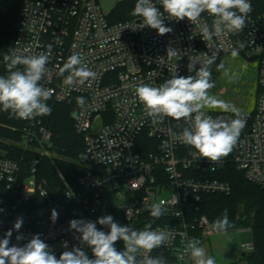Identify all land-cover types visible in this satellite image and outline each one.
<instances>
[{
  "label": "built area",
  "instance_id": "obj_1",
  "mask_svg": "<svg viewBox=\"0 0 264 264\" xmlns=\"http://www.w3.org/2000/svg\"><path fill=\"white\" fill-rule=\"evenodd\" d=\"M20 2L22 12L12 53L38 55L51 47L48 72L40 81L54 90L47 105L66 101L75 93L86 97L84 108L74 111L75 129L83 136L84 147L72 160L83 171L73 183L60 173L62 182L54 189L45 180L38 182L37 166L42 157L57 155L56 146L46 115L24 119L21 138L13 139L14 145L36 155L27 167L23 158L11 157L8 147L0 143V239L11 229L10 246H23L39 234L59 258L73 246L85 247L76 238L79 234L70 229L71 220L96 222L111 215L114 222L132 228L143 213L150 212L151 204L164 201L162 216L166 221L152 230H167L172 238L153 249L150 256L161 257L158 251L166 250L172 254L170 264H191V256L185 254L187 242L198 240L200 246L215 233L208 217L197 214L202 196L232 190L230 182L218 176L226 166L231 164L264 188V11L256 13L250 0L252 10L244 29L222 38L223 50L215 62L231 54L233 48L256 59L258 91L254 108L240 111L246 123L237 144L227 156L212 162L178 139L188 126L185 120L163 117L154 121L135 96V89L140 84L158 87L173 74L184 76L190 57L212 55L213 49L201 37L200 25H211L213 17L205 12L200 22L193 24L165 13L164 24L173 31L159 35L150 27H136L139 20L143 22L141 17L110 23L100 0ZM153 3L163 11L161 0ZM214 41L221 43L220 39ZM169 47L177 50L175 56L167 57ZM77 53L96 73L91 87L67 86L64 77L68 73L58 75L68 57ZM203 111L213 119L236 118L231 111ZM52 209L58 213L55 223L50 219ZM18 217L23 218V224L17 232L13 226ZM96 226L110 231L107 226ZM17 235L23 239L17 241ZM253 247V243L242 244L237 264H249L243 253Z\"/></svg>",
  "mask_w": 264,
  "mask_h": 264
},
{
  "label": "clouds",
  "instance_id": "obj_2",
  "mask_svg": "<svg viewBox=\"0 0 264 264\" xmlns=\"http://www.w3.org/2000/svg\"><path fill=\"white\" fill-rule=\"evenodd\" d=\"M161 3L163 11L156 7L153 0H136L131 15L139 16L143 21L136 27H150L157 30L159 35H165L173 31L164 24L165 13L171 19L180 21L187 18L197 24L201 15L206 12L213 20L211 25H200V34L208 47L213 49L212 55L189 58L188 71L195 70V76L173 74L171 79L158 87L140 84L135 89V96L144 104L147 115L154 121L163 117L177 121L185 120L188 126L183 128L178 139L196 149L201 157L218 162L233 150L246 120L234 105L209 95V90L215 86V82L211 80L210 69L219 52L223 50L222 38L244 29L252 5L250 0H161ZM214 38L220 39L221 43L216 44ZM103 46L102 43L101 47ZM176 54V49H167V57ZM231 55L238 56L239 50L233 48ZM50 57V46L47 52L38 55H4L9 73L7 76H0V111L9 112L15 118L25 120L51 114L52 109L46 101L52 97L54 90L40 83L48 72L46 65ZM197 63L200 65L198 70ZM19 65L24 66L23 70L18 68ZM224 67L223 63L216 66L217 71H222ZM65 73L68 75L64 77V84L71 87L85 84L91 87L96 79V73L88 68L78 53L68 57L63 67L59 68V76H64ZM76 101L79 107L84 108V97L79 96ZM206 107L218 108L224 112L231 111L236 118L230 121L219 117L213 119L203 111ZM173 199L177 202L176 197ZM149 210L154 219H159L165 212L164 201L151 204ZM2 211L0 208V212ZM57 218V211L52 209L51 221L55 223ZM97 223L107 226L110 231L106 233L98 230ZM22 224L23 218L18 217L13 228L18 232ZM230 226L227 210L212 223V229L217 233L226 232ZM69 227L79 234L76 238L81 245L91 248L94 258H89L82 247L75 246L57 258L39 234L34 235L23 246H10L13 234L10 229L4 238L0 239V264H166L163 257L154 258L150 253L170 242L172 237L167 230H152L151 224L145 225L143 230H134L114 222L111 215L98 218L96 222L73 219L69 222ZM16 239L22 240L23 236L17 235ZM118 240L124 242L123 251H118L114 246ZM63 247L67 249V242H64ZM185 254L191 256L194 264H216V260L199 246L198 240L187 242Z\"/></svg>",
  "mask_w": 264,
  "mask_h": 264
},
{
  "label": "trees",
  "instance_id": "obj_3",
  "mask_svg": "<svg viewBox=\"0 0 264 264\" xmlns=\"http://www.w3.org/2000/svg\"><path fill=\"white\" fill-rule=\"evenodd\" d=\"M135 3L136 0L117 2L107 16L109 22L116 23L138 18L139 16L131 15ZM252 4L256 13L264 11V0H252ZM21 12L20 0H0V76H7L9 73L4 55L12 53ZM18 68L23 70L24 66L19 65ZM79 96L86 99L84 95L75 93L66 101H51V114L45 116V121L52 131L57 155L63 157H42L37 166L36 179L38 182L45 180L52 189L62 182L60 173L73 183L76 176L83 171L80 165L72 161L78 157L84 147L83 136L76 131L73 116L74 111L79 107L76 101ZM24 124V119H18L9 112L0 111V138L19 140ZM2 146L6 147L5 145ZM8 149L11 157L23 158V164L27 167L30 159L36 155L33 152L24 151L16 145L8 147ZM218 176L230 182L231 192L228 194H204L197 214L206 215L213 223L227 210L231 225L228 230L251 229L254 247L251 251L243 253V256L249 264H264V188L248 180L242 171L237 170L231 164H228L224 172ZM165 221L164 216L154 219L150 212H146L142 214L132 229L143 230L147 224L154 226ZM114 246L118 251L124 250L122 240H118ZM83 250L89 258H94L90 247L85 245ZM158 252L166 263H172V254L166 250H159Z\"/></svg>",
  "mask_w": 264,
  "mask_h": 264
},
{
  "label": "rangeland",
  "instance_id": "obj_4",
  "mask_svg": "<svg viewBox=\"0 0 264 264\" xmlns=\"http://www.w3.org/2000/svg\"><path fill=\"white\" fill-rule=\"evenodd\" d=\"M100 3L103 10L110 13L117 2L116 0H100ZM220 63H223L225 67L222 71H217L216 66ZM210 70L211 80L215 82V86L209 90L210 96L234 105L240 111L254 108L258 91V61L256 59H249L241 54L233 57L229 54L215 62ZM195 74V70L192 72L187 70L184 77L195 76ZM205 109L222 111L218 108L206 107ZM0 143L10 148L15 142L10 138H0ZM218 235L227 239L225 246L228 249L236 251L239 249L242 251V244L253 240L252 232L248 228L228 230Z\"/></svg>",
  "mask_w": 264,
  "mask_h": 264
},
{
  "label": "crops",
  "instance_id": "obj_5",
  "mask_svg": "<svg viewBox=\"0 0 264 264\" xmlns=\"http://www.w3.org/2000/svg\"><path fill=\"white\" fill-rule=\"evenodd\" d=\"M218 234H222V233L216 232L215 235H211L200 246L206 250V253L209 256H212L216 260V264H237L238 260L242 256V251L240 249L238 251L228 249L225 246L227 239H224V237ZM246 243H253V240L252 242H246ZM191 264H194V261L192 260V258H191Z\"/></svg>",
  "mask_w": 264,
  "mask_h": 264
},
{
  "label": "water",
  "instance_id": "obj_6",
  "mask_svg": "<svg viewBox=\"0 0 264 264\" xmlns=\"http://www.w3.org/2000/svg\"><path fill=\"white\" fill-rule=\"evenodd\" d=\"M138 23L140 24V23H141V21L139 20V21H138ZM73 116L75 117V116H76V114H74Z\"/></svg>",
  "mask_w": 264,
  "mask_h": 264
}]
</instances>
